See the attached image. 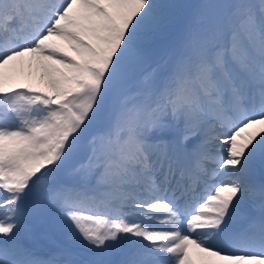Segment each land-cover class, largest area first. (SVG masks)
Here are the masks:
<instances>
[{"label":"snow or ice","instance_id":"obj_1","mask_svg":"<svg viewBox=\"0 0 264 264\" xmlns=\"http://www.w3.org/2000/svg\"><path fill=\"white\" fill-rule=\"evenodd\" d=\"M0 264H264V0H0Z\"/></svg>","mask_w":264,"mask_h":264},{"label":"bare ground","instance_id":"obj_2","mask_svg":"<svg viewBox=\"0 0 264 264\" xmlns=\"http://www.w3.org/2000/svg\"><path fill=\"white\" fill-rule=\"evenodd\" d=\"M37 236H39V235H37ZM39 238H40V239H43V238H41L40 236H39ZM45 240H46V239H45ZM34 247H35V249H36L37 251H39L41 254H46L47 249L50 247V244H49V241L46 240V241H44V242L42 243L41 247H40V245H39L38 243H35Z\"/></svg>","mask_w":264,"mask_h":264},{"label":"rangeland","instance_id":"obj_3","mask_svg":"<svg viewBox=\"0 0 264 264\" xmlns=\"http://www.w3.org/2000/svg\"><path fill=\"white\" fill-rule=\"evenodd\" d=\"M195 1L196 0H184V2H187V3H196V2H199V0H197L196 2ZM150 70H151L150 67H148V66L145 67V71H150Z\"/></svg>","mask_w":264,"mask_h":264}]
</instances>
